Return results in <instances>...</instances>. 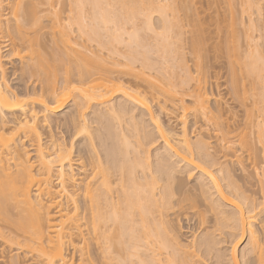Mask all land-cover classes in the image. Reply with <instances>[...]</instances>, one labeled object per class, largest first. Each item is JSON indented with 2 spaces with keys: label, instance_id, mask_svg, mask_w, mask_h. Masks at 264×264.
<instances>
[{
  "label": "bare ground",
  "instance_id": "obj_1",
  "mask_svg": "<svg viewBox=\"0 0 264 264\" xmlns=\"http://www.w3.org/2000/svg\"><path fill=\"white\" fill-rule=\"evenodd\" d=\"M16 1L19 6L21 0ZM72 1L80 14L86 13L82 11L85 5L91 10L85 6L91 12L90 20L84 19L85 15L79 18L77 13V19L73 15L76 30L71 18L72 22L65 23L60 16L52 17L49 24H43L39 14L43 10L39 7L37 11L36 4L30 6L33 2H21L24 11H18L23 16L17 18L22 19L9 24L15 32L14 41L19 40L21 46L30 33L43 43L40 38L48 27L57 40L52 43L54 49L49 47L53 53H43L42 46L38 47H42L40 52L33 51L37 64L27 65L29 70H25L38 76L39 89L35 85L18 91L0 77V240L18 250L8 264H23L27 258L19 256L27 257L26 253L33 256L32 264H74L70 248L80 251L78 264H264V55L257 49L241 50L237 46L242 32L247 41L253 39L249 30L254 24L249 14L262 11L264 0H239L240 6L235 0H226L227 28L232 37L230 46H226L233 55L227 52L238 57L236 62L240 64L239 72L236 63V70H232V89L236 97L242 94L238 99L243 103L251 95L246 127H257L255 132L225 125L220 113L210 108L212 95L203 83L205 79L196 78L185 66L180 49L187 42L183 41H189V36L191 39L195 28L202 34L206 30L203 22L198 23L200 18L191 24L195 20L189 15L196 14L191 10L193 2ZM73 30L78 35L73 36ZM152 34V40L160 37L162 41L160 48L156 46L161 53L152 49L156 41L152 48L147 46L152 44ZM190 41L196 46L194 38ZM197 49L190 51L196 60L203 50ZM150 50H157L152 59L171 61L172 65L165 63L168 67L183 66L188 75L181 78L183 69L179 72L176 68L177 74L175 68H169V80L168 76V81L163 79L170 85L152 82L146 72L155 67ZM49 52L52 54L47 58ZM16 54L22 56L20 51ZM45 58H52V68ZM118 93H122V99L117 98ZM142 93L163 102L158 104L162 110L168 99L179 100L181 131L165 126ZM186 97L192 99L191 104L186 103ZM70 102L67 120L75 129L71 143L54 139L49 133L50 142L44 143L39 115L47 122ZM90 109H94L92 117L87 113ZM253 109L258 111L259 120L254 118ZM90 121L101 125L98 133L88 131ZM10 124L15 131H10ZM94 138L99 139L98 144ZM75 139H81V143L74 150ZM159 139L161 143L157 144ZM184 175L195 180L187 188L180 180ZM186 201L195 207L200 203L198 218L207 224L185 243L184 226L177 217L188 211L184 209ZM5 227L10 232L3 230ZM80 242L85 246H78ZM224 243H230L231 250Z\"/></svg>",
  "mask_w": 264,
  "mask_h": 264
},
{
  "label": "rangeland",
  "instance_id": "obj_2",
  "mask_svg": "<svg viewBox=\"0 0 264 264\" xmlns=\"http://www.w3.org/2000/svg\"><path fill=\"white\" fill-rule=\"evenodd\" d=\"M15 1V2H14ZM19 2H20V0H18ZM41 0H38V1H36L37 3H35V0H30V1H22L21 0V2H26L27 4H28V2H33V4H30V6L31 5H35L36 4V6L34 7L35 9L37 8H39L40 10H43L41 13L39 12V14H42V17L40 16V18L43 20V24H45L46 23V25L47 24H49L50 23V21H51V19H52V17H54V19H57L58 18V16H60L59 18H60V20H61V18H62V21H65V23H69V22H67V21H71L70 20V18L72 19V18H74L75 17V15H76V19H77V13L78 12H80V9H79V7H77L76 5H75V2L74 1H72V0H46V1H44V0H42L41 2H40ZM109 1H115V2H117V0H109ZM236 2V5H239L240 3H237V1H239V0H235ZM261 1H263V0H261ZM17 1L16 0H0V25L2 24V29L0 28V59H1V65H2V69H3V71L2 70H0V77H2V80H3V82L5 83V84H7L8 86H11L12 87V89H15V90H17L18 89V91H22V90H26L27 88H30V89H33V87L36 85L37 87H38V89H39V87H40V80H38V76L37 75H30L27 71L29 70V68H28V66H30V65H36L35 64V62H34V60H36V53H34L33 51H36L37 53L38 52H40L42 49V51H43V53L45 52V54L47 53L48 54V50H49V47H52V46H54V44H56L55 43V41L57 40V38H55L56 36L54 35V33H53V31L51 32V28H46L44 31H46V33H44V35H42V37L40 38V39H43V43H42V40L40 41V40H38V38L35 36V35H33L34 33H30V34H27L29 37H27V43L26 44H23V45H25V46H21V45H19L18 43H19V40H18V42L16 43V41L17 40H15L14 41V36H15V32H12V30H11V28H10V26H11V24H14L15 22H17V20L19 19H22V18H17V17H21V16H23V14L21 13V12H23L24 11V8H23V10H21L20 8H22V7H24V3H22L23 4V6L22 7H20V5H22L21 4V2L20 3H18L19 4V6L18 5H16L17 3H16ZM74 2V3H73ZM114 2V3H115ZM191 2H193V3H191ZM13 3H15V4H13ZM38 3H40V4H38ZM189 3H191V5H193L192 6V11L194 10V12L193 13H196L195 15L194 14H192V16L194 15V17H192V16H190L189 15V17H191V19H193V20H195V23H194V21H192V23L191 24H196V21L197 20H199L198 18H200L201 19V21L199 20V22L198 23H201V22H203L202 24V26L204 27V34H202V30L201 29H199L200 31H201V33H199L197 30V28H195V31H197V34H195L194 32V34L192 33V30H194V28L190 25V27H192V30H190V28H186L187 30L189 29L190 31H191V39H193L194 38V40H196V46L194 45V41L193 42H191L190 40V36H189V41L194 45V46H192L191 48H193L194 49V47H195V49H197L198 51L199 50H201V49H203V50H201L200 52H201V56H199V58L196 60V59H193V58H197V56L195 55V53L194 52H192V53H190V51H192V50H190L191 48L189 47V46H191L190 44V42L187 40V39H185L186 41H183V42H187L186 44H184L183 43V47L181 46V51L182 52H184V53H186V55L183 53V55H184V57L186 58L185 59V64L187 63H189L188 65L186 64L185 66H187L188 68H190V69H188L189 70V72H190V70H191V73L193 74V75H195V77L198 75L199 77L201 76L202 78H204L205 79V81H203V83L206 85V89H208V91H210V93H211V95L212 96H210V103H209V105L211 106L210 108L212 109V111L214 112V113H216V114H218V113H220L219 115H220V117L224 120V124L225 125H229V126H231V127H233V125L235 126V125H238V131H241V130H246V131H250V129L251 130H253L254 132H255V130H256V128L257 127H255V126H252L251 128H247L246 127V122H247V120H248V111L250 110V108H252L251 107V95H250V97H247V99H246V102L245 103H243L242 101H240L241 99L239 98L240 97V95L242 96V94H240L239 95V97H236L235 95H236V93L234 94V89H232V87H233V85H232V83L231 82H233L232 80H233V78H232V70L233 69H235V67H234V64H235V66H236V69H237V72H239L240 71V64H238L237 62H236V59L238 60V57H236V59H235V56H232L233 54L231 53L232 52V50H230V48H229V50H228V47L226 46L227 44H229V46H230V41H231V39H230V35L228 34L229 33V23L227 24V22L229 21L228 20V18H229V12H228V10H227V7H226V0H190V2ZM263 3H264V1H263ZM26 4V5H27ZM37 4H38V6H37ZM29 5V4H28ZM27 5V6H28ZM73 5H75L74 7L76 8V10H75V8H73ZM19 7V9H18V7ZM87 8H89V6H87V5H85ZM84 6V7H85ZM240 6V5H239ZM239 6H236V8L237 7H239ZM15 7V8H14ZM17 7V8H16ZM84 7H83V12L85 11L86 13H83L82 14V12H81V14L80 13H78V15L80 16H78L79 18H82V16H83V18H84V15L86 16L84 19H86V20H90L89 18H90V15H91V12H89V11H91L90 10V8H89V13L87 12V8L85 7V9H84ZM26 8V7H25ZM70 8H73L72 10H70ZM78 8V9H77ZM14 9H16V11L18 12V14H17V12L14 10ZM36 9V10H37ZM46 9V10H45ZM237 9H239V8H237ZM21 11V12H19V11ZM74 10V11H73ZM190 10V11H191ZM262 11H260L259 10V12H257V11H255V12H251L252 14H249L251 17H252V19H251V21H252V25H253V27L249 30V32L253 35V39H251V40H249V41H247L246 39H245V37H244V33L242 32L241 33V36H240V39H239V42H237V43H240V44H237V46H239V48L241 49V50H245L246 48H248L249 50H252V49H257V51H259V52H261L263 55H264V8H262L261 9ZM37 11H39V10H37ZM73 11V12H72ZM191 11V12H192ZM74 12L76 13V14H74ZM20 13V14H19ZM55 13H58V15H57V17H55L56 15H55ZM22 14V15H21ZM21 15V16H20ZM54 15V16H53ZM73 15H74V17H73ZM249 15H244V17H245V21L246 22H248V19H249ZM69 16V17H68ZM87 17H88V19H87ZM58 18V19H59ZM197 20H196V19ZM17 19V20H16ZM69 19V20H68ZM76 19H74V20H76ZM187 19H188V17H187ZM53 20V19H52ZM73 20V19H72ZM73 20V24L75 25V21ZM189 20V19H188ZM77 21V20H76ZM72 22V21H71ZM191 21H189V23H190ZM4 24V25H3ZM9 24H10V26H9ZM77 24V23H76ZM73 25V28L74 27H77V25H75L74 26ZM201 25V24H200ZM4 26V27H3ZM9 26V27H8ZM189 26V25H188ZM196 26V25H195ZM197 27H199V26H197ZM206 27V28H205ZM228 27V28H227ZM75 30H76V28H74ZM67 30V29H66ZM75 30H73V32L75 31ZM48 31H50V32H48ZM69 31V30H68ZM159 31H163V30H159ZM189 31V32H190ZM77 31H75V33L73 34L72 33V35L73 36H76L75 34H77L78 35V33H76ZM199 33V34H198ZM190 34V33H189ZM188 34V35H189ZM200 34H202L201 36H206V37H204V39L200 36ZM227 34V35H226ZM35 37H33V36ZM53 35H54V38H53ZM194 35H195V37H194ZM197 35H199L200 36V39H196V37L197 38H199V36H197ZM149 36H151V39L150 38H148V36H147V38L148 39H150L149 40V42H150V46L149 45H147V43H145V45H147L148 47H150V48H152V46H153V42L154 41H156V45H154V47L152 48V49H154V48H157L156 46L158 45L159 47L158 48H160V45H162L161 44V39H159V38H156L155 40H152L153 39V36H154V38H155V35H149ZM32 39H31V38ZM44 37V38H43ZM47 38V41L48 42H46L45 40H46V38ZM188 37V36H187ZM193 37V38H192ZM228 39H227V38ZM145 39V42H146V40L148 41V39ZM232 38V37H231ZM15 39H16V37H15ZM34 39V40H33ZM54 39V40H53ZM31 40H32V44L34 45H32V46H30L29 44L31 43ZM51 40H53V41H51ZM159 40H160V42H159ZM200 40V41H199ZM202 40V41H201ZM228 40V42L229 43H227L226 41ZM30 41V42H29ZM37 41H39V42H41L42 44L40 45V43L38 44V42L36 43ZM158 41V42H157ZM198 41H199V43H200V45L198 44L197 45V43H198ZM203 41H205L204 43H203ZM235 41H236V39H235ZM29 42V43H28ZM15 43V44H14ZM38 44L37 45V47H36V44ZM52 43H54V44H52ZM160 43V44H159ZM189 43V44H188ZM235 43V42H234ZM17 44V45H16ZM52 44V45H51ZM203 44V45H202ZM26 45H28L29 47H31L30 49L32 50H29L28 48V46H26ZM47 45L48 46V48L46 47V49H45V51H44V48H45V46ZM50 45V46H49ZM187 45V46H186ZM39 46H42V47H44V48H42V47H40V48H42L41 50H38V49H40V48H38ZM198 46V47H197ZM24 47V48H23ZM33 47H35V50H34V48ZM56 46H54L53 47V49L55 48ZM200 47H201V49H200ZM203 47V48H202ZM142 47H140V48H138V49H141ZM158 48H157V50H158ZM163 48V47H162ZM178 48V50H179V47H177ZM176 48V49H177ZM226 48V49H225ZM22 49H23V51H22ZM51 49V48H50ZM53 49H51L52 50V53L54 52L53 51ZM143 49V48H142ZM185 49V50H184ZM33 54V56H32V59H31V57L29 58V51ZM47 50V51H46ZM51 50H49V51H51ZM157 50H156V52H154L155 51V49H154V51L153 50H150V52L152 53V54H150V52H149V54L151 55V56H149V54H147L149 57H151V61L153 62V66H155L156 68H157V66H158V68H160V69H156L155 67H153L154 68V70L153 69H151V70H149V69H147L146 70V72H147V77L148 78H150V80L152 81V82H154V83H156V84H163L164 85V83H168L167 81L169 80V74H170V72H169V74L167 73V69H169V68H175V70L173 69V72L174 71H176V68L177 67H179V65L177 64V63H179L180 61H178L176 64L178 65L177 67L176 66H173V67H168L169 66V63L168 62H170V64L172 65V63H171V61H166V62H164L163 60H167V59H162V61L164 62V63H160V60H159V58L157 59H152L153 58V56H157ZM163 50V49H162ZM179 50V51H180ZM227 50L229 51V53L230 54H232V55H229L228 54V52H227ZM240 50V51H241ZM17 51H20V53H22V56H21V54H19V55H17L16 53H17ZM161 50H158V53H161L160 52ZM186 51V52H185ZM202 51H203V53H202ZM27 52V53H26ZM199 52V53H200ZM30 53V54H31ZM42 53V55H44ZM51 52H49V55H46V57L47 58H49V57H51V55L50 54H52ZM156 53V54H155ZM193 53H194V57H192L193 56ZM242 54L244 53L243 51L241 52ZM31 54V55H32ZM41 53H39V55H40ZM142 54V53H141ZM30 55V56H31ZM159 55V54H158ZM21 56V57H20ZM35 56V57H34ZM38 56V55H37ZM41 56V55H40ZM160 56V55H159ZM158 56V57H159ZM234 57V58H232L231 59V57ZM44 58L45 56H41V58ZM163 57V56H162ZM175 57H176V55L173 57L174 58V62H176L175 60ZM202 57V58H201ZM22 58V59H21ZM24 58V59H23ZM35 58V59H34ZM37 58H39V57H37ZM47 58H45V59H47ZM172 57L170 58V59H173ZM201 58V59H200ZM50 59H52V58H50ZM49 59V60H50ZM235 59V60H234ZM31 60H33L32 62H31ZM48 60V59H47ZM47 60H46V62H47ZM48 60V61H49ZM169 60V59H168ZM194 60L197 62V63H194ZM200 60V61H199ZM37 61H38V59H37ZM41 61V60H40ZM43 61H44V59H43ZM50 61H53V60H50ZM50 61L49 62H47V63H49L50 64ZM26 62V63H25ZM28 62V63H27ZM42 62V61H41ZM46 62L44 61V64H46ZM158 64V62H159V64L160 65H156V63ZM234 62V63H233ZM32 63V64H31ZM34 63V64H33ZM54 62H52L51 64H50V68H52V66L54 65L53 64ZM165 63L168 65H166L165 66ZM200 63H202V64H200ZM49 64H47V69H49L48 67V65ZM53 64V65H52ZM138 65H139V63H137ZM162 64V65H161ZM180 64H181V62H180ZM182 64H183V62H182ZM181 64V65H182ZM196 64V65H195ZM25 65V66H24ZM28 65V66H27ZM39 65V64H38ZM37 65V66H38ZM52 65V66H51ZM199 65H201V66H199ZM233 65V66H232ZM164 66V67H163ZM190 66V67H189ZM195 66V67H194ZM198 66V67H197ZM23 67H25V68H23ZM140 68V66H137V68ZM162 67V68H161ZM168 67V68H167ZM181 67V69L180 68H177V69H179V72H180V70H182L179 74H181V78H183V77H186V75H188V74H185V72L187 73L188 72V70L187 71H185L186 69H184V67L183 66H180ZM138 68V69H139ZM164 68H166L164 71H165V73L166 74H164V71H160V70H163ZM186 68V67H185ZM22 69H24V71L22 70ZM28 69V70H27ZM235 69V70H236ZM25 70H27V71H25ZM169 70H171V69H169ZM193 70V71H192ZM201 70H202V73H201ZM23 71V72H22ZM157 71V72H156ZM28 74H27V73ZM162 72V73H161ZM172 72V74H174ZM25 73V74H24ZM158 75H160V76H158ZM159 73H161V74H159ZM176 73L178 74V71H176ZM168 74V75H167ZM191 74V75H192ZM238 75L240 74V73H237ZM30 75V76H29ZM182 75H185V76H182ZM32 76V77H31ZM36 76V77H35ZM58 76H60V75H58ZM161 76H164V77H161ZM166 76H168L167 77V79L165 78ZM180 76V75H179ZM178 76V77H179ZM37 78V79H36ZM163 78H165L167 81H165ZM197 78V77H196ZM36 79V80H35ZM59 79H61L60 77H59ZM58 79V81H60ZM204 79H202V80H204ZM51 80V79H50ZM164 80V81H163ZM36 81H38V82H36ZM250 81H248L247 83H246V85H247V88H249L250 87V85L248 84ZM127 84V83H126ZM169 84V83H168ZM166 85V84H165ZM164 85V86H165ZM170 85V84H169ZM10 87V88H11ZM169 87V86H168ZM29 89V90H30ZM134 90H140L141 91V89H136V87H134ZM155 93H156V91H154ZM213 93V94H212ZM143 95H146L145 93H142ZM117 96V98H119V99H122L121 97H122V93H118V95H116ZM146 96H148V95H146ZM238 96V95H237ZM150 96H148V98H149ZM163 96H161V98H162ZM240 100H239V99ZM249 98V99H248ZM162 99H164V98H162ZM149 101H150V104H151V107H152V111H153V113L154 114H157L158 113V115L160 114V118H161V121L165 124V126H171L172 125V127L173 128H175V130L177 131V132H180L181 130V126H182V124H181V122L183 121V118H181V112L180 111H182V109H181V107H180V105H181V103L179 102V100H167L166 102V105H165V108H163V110H162V108L160 109L159 108V106H158V104L159 105H163L162 103H158V101H157V99H154V101L153 100H151V98H149ZM152 101V102H151ZM191 102H192V99L190 98V97H186V103H188V104H191ZM71 103L72 102H70L69 104H68V106L66 107V108H64L62 111H59V112H56L55 114H53V115H51V117H49L50 119H48L47 120V122L46 121H44V117L42 116V115H39V120H38V123L43 127L42 129H43V132H44V134H43V142L45 143L46 142V144H48L47 142H50V135H52V136H54L55 138L54 139H57V138H60V140H62L63 138H64V140L68 143V144H70L71 143V141H72V138H73V135H74V132L75 131H73V130H75V129H73L72 128V126L69 124V122H68V120H67V118H68V114H66V112L71 108L70 106H71ZM70 107V108H69ZM161 107V106H160ZM164 107V106H163ZM254 110V109H253ZM94 111V109H90V110H88L87 111V113H88V116L89 117H92L93 115H94V113L92 114V112ZM156 112V113H155ZM253 113L255 114L254 115V118L255 119H260V117H258L259 116V113H258V111L255 109L254 111H253ZM8 114L10 115V112H8ZM1 115V114H0ZM189 119H191V116L189 117ZM256 121V120H255ZM48 122H50V123H48ZM47 124H48V126H47ZM90 128L88 129V131L89 132H91V133H98V128L99 127H101V125L100 124H98V122L97 121H95V122H92L91 123V121H90ZM12 124H10L9 126L10 127H14V125H12ZM8 126V127H9ZM50 126V127H49ZM99 126V127H98ZM9 127V130L11 129ZM13 127H12V129L10 130L11 132H13V131H15V130H13ZM206 127H208V128H210V129H212L211 127H209V126H206ZM96 129V130H95ZM93 131V132H92ZM95 131V132H94ZM190 131V130H189ZM51 132V133H50ZM50 135H49V134ZM211 133H214V132H211ZM194 135H195V132L194 133H190V136L191 137H194ZM62 137V138H61ZM49 138V139H48ZM47 140V141H46ZM80 140L81 139H79V140H73V145H74V150H75V148H80L79 147V142H80ZM98 141H99V139H98ZM98 141H97V138H94L93 139V142L94 143H96V144H98ZM26 142V141H25ZM70 142V143H69ZM29 143H30V141H29ZM28 142H27V146H29L30 144H29ZM81 143V142H80ZM161 143V140L159 139V141H157V144H160ZM27 148H30V147H27ZM52 148V147H51ZM53 149V148H52ZM77 150V149H76ZM51 151V150H50ZM49 151V152H50ZM77 154V153H76ZM75 154V157L77 156ZM34 159V158H33ZM77 170V169H76ZM181 184H182V187H186L187 188V186H190V184H192V183H194L195 182V180L194 179H190V178H187V176L186 175H184V176H182L181 177ZM55 181V180H54ZM189 182H190V184H189ZM53 184H55L56 185V183H54L53 182ZM255 187H257V186H253L252 187V189L253 188H255ZM183 189V188H182ZM191 202V201H190ZM190 202L189 201H186V206L184 207V209L187 211V212H185V214H184V212H182L181 213V215H179V217H177V218H179L181 221H179V223H181V225L182 226H184V228H183V236H182V239H183V242H187L188 240H191V238L193 237V235L192 234H195L196 235V233L198 234V232L200 233V231H202V228L204 229L205 227H206V222L205 223H203L202 222V220L200 221L199 220V212H197L198 211V208H200L201 209V207H200V203H199V205H198V203H196L195 205H198V206H194V204H190ZM194 206V207H193ZM190 207V208H189ZM189 208V209H188ZM192 211V212H191ZM183 214V215H182ZM189 216V217H188ZM194 217V218H193ZM197 218V219H196ZM178 220V219H177ZM190 220H192V221H190ZM194 220V221H193ZM200 222V223H199ZM200 224H202V226L200 225ZM197 226V227H196ZM199 226V227H198ZM201 226V227H200ZM205 226V227H204ZM192 230H191V229ZM197 230V231H195V230ZM3 230H5L6 232H10V229L9 228H3ZM196 232V233H195ZM189 236V237H188ZM192 236V237H191ZM188 239V240H187ZM186 240V241H185ZM247 240V239H246ZM246 240H245V242H246ZM5 241V240H4ZM4 241L3 240H0V264H8L9 263V260L12 258V256L13 255H16V253H17V249L15 248V247H12V248H10L9 246H7V245H9V244H7L6 243V245H5V243H4ZM245 242H243L242 243V245L239 247V250H241V248L243 247V245L245 244ZM83 243L82 242H80V243H78V246H81V247H83V246H85L84 244L82 245ZM224 245L227 247H229V249L231 250V248H230V243H224ZM80 247V248H81ZM230 250H229V252H230ZM86 251V250H85ZM27 254V257H24V256H22V255H24V254H22V255H20L19 256V258L20 259H22V258H27V259H25V261L23 262V264H32L33 262H32V258L31 257H33L32 255H29V253H26ZM69 255H70V257H72V256H74L75 258H74V264H78L79 263V258H80V251H77V250H74V249H69ZM35 257V256H34Z\"/></svg>",
  "mask_w": 264,
  "mask_h": 264
}]
</instances>
